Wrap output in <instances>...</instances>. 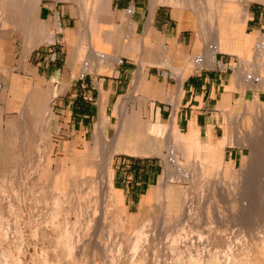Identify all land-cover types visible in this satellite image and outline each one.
I'll return each mask as SVG.
<instances>
[{"label": "rangeland", "instance_id": "374dc122", "mask_svg": "<svg viewBox=\"0 0 264 264\" xmlns=\"http://www.w3.org/2000/svg\"><path fill=\"white\" fill-rule=\"evenodd\" d=\"M74 1L83 2L79 5L87 11L92 0ZM212 1L211 4L191 5L196 14L202 12L200 6L208 8L201 19L202 33L206 37L203 51L208 43H213L214 37L210 36L214 31L211 30L217 26L215 1ZM233 1H226L224 10L218 11L220 25ZM235 4L233 2V6ZM172 5L179 6L178 3ZM253 5L264 7L259 1L250 4ZM263 37L257 45L264 42ZM252 48L248 59L238 55L233 60L231 67L236 73L242 63L244 65L243 59L249 61L248 74L256 65L264 72V49ZM258 91L242 94V98L234 100L223 111L224 133L228 126L236 136L235 141L242 135L246 136V143L250 144L253 137L255 140L251 142L257 140V145L251 143L255 147L253 156L248 146L233 144L227 148L234 152L233 156L228 154L224 172L217 168L224 158L218 149L209 156L205 150L201 152L195 139H178L175 145L180 144L181 164L188 166L187 160L192 161L187 167L190 176H169L168 166L172 159L178 161V153L171 155L167 147L166 126L164 130L157 127L160 131L150 129L148 133L154 135V141L164 144V156H150L161 163L159 182L152 189V197L143 200L139 215L129 213L122 196L111 183L114 163L130 155L118 152L113 156L111 175L103 168L104 152L114 136L107 138L102 132L101 139L94 136V141H86L81 147H70L69 134L62 132L64 128L60 129L52 105L45 110L42 108L44 101L39 103L38 99L28 97L25 107L6 118V133L0 138V264H129L134 254L131 248L134 231L143 223L148 240L142 243L141 249L147 254L149 264H175L176 256L170 245L179 235L188 242V250L181 246L183 264L188 263L190 255L199 258L201 264H227L231 256L236 259L235 264H264V131L259 129V120L264 117V93L263 106L259 108L254 106ZM137 116L138 123L139 120L142 124L148 122L146 117ZM132 124L130 121L128 127ZM177 146H173L172 151L179 150ZM248 156L252 163L244 161ZM257 157L263 164L258 168L263 172L257 170ZM207 159L213 162L207 164ZM247 166L249 171H246ZM204 170H208L207 176L203 175ZM185 223L187 231L182 229ZM66 227L69 230L63 238ZM69 247L74 249L70 252Z\"/></svg>", "mask_w": 264, "mask_h": 264}, {"label": "crops", "instance_id": "0c3cea01", "mask_svg": "<svg viewBox=\"0 0 264 264\" xmlns=\"http://www.w3.org/2000/svg\"><path fill=\"white\" fill-rule=\"evenodd\" d=\"M208 2L213 1L175 7L161 0H92L86 11L74 0H0V138L6 118L32 96L44 101L45 110L52 105L70 147L94 141L103 124L107 138L117 125L128 130L166 126L174 142L195 139L209 156L218 149L224 165L234 151L227 149L231 145L221 153L223 111L258 91L239 77L243 63L237 73L231 64L238 55L247 58L264 35V7L250 2L242 28H235L228 14L220 25L214 12V40L205 49L216 43L217 57L227 67L196 69L191 58L203 52L201 19L208 8L200 6L196 14L191 5ZM263 93L255 98L261 100ZM137 114L148 122L138 123ZM128 155L114 163L112 183L129 213L139 215L159 182L161 163L152 155Z\"/></svg>", "mask_w": 264, "mask_h": 264}, {"label": "bare ground", "instance_id": "6f19581e", "mask_svg": "<svg viewBox=\"0 0 264 264\" xmlns=\"http://www.w3.org/2000/svg\"><path fill=\"white\" fill-rule=\"evenodd\" d=\"M191 0H168V2L170 3V4H172V3H178V4H180V7H188L189 6V2H190ZM202 1H204V0H202ZM215 1V10H214V12H215V14H216V16L218 17V11L219 10H224V8L226 7V4H227V2L226 1H230V0H214ZM252 1H259V2H263L264 3V0H234L233 2H235L236 4L233 6V2H232V4H231V6H230V8H227V14L229 15V16H231V15H233V17H234V24H233V26L235 27V28H242V22H243V20H244V16H245V14H246V11H247V9H248V6H249V4H250V2H252ZM158 3V2H157ZM226 17H227V15H226ZM233 20V19H232ZM229 22H231V21H229ZM227 23V20H226V18H224L223 19V22H222V24L223 25H225ZM227 26V25H226ZM58 27H59V24H58ZM222 27V26H221ZM235 33V32H234ZM237 33V32H236ZM221 38V37H220ZM229 38V37H228ZM264 38V37H263ZM262 38V39H263ZM262 39H261V41H262ZM232 42V41H231ZM248 42V41H247ZM262 43V42H261ZM231 44V43H230ZM243 46V45H242ZM253 47L254 46H256L257 47V49L259 50V51H261L262 49H264V42L262 43V44H259V45H257V42H254V45H252ZM234 48V47H233ZM244 48V47H243ZM220 49V47L215 43L214 45H212V46H209L207 49H205V51H203L202 52V54L201 55H198V56H196V57H194V58H191V61H193V68L195 67L194 65H197V66H200V60H198V57L200 56V57H202V60H203V62H204V64H206V65H209V66H214L215 65V63H216V53L218 52V50ZM251 49H253L252 47L249 49V51H248V53H249V56H250V52H252V50ZM237 51V50H236ZM259 53H261V52H259ZM256 54V53H255ZM248 59V58H247ZM243 62H244V65H243V68L244 69H242V70H239L238 71V74H239V77L242 79V80H244L245 81V87H247V88H251V89H256V88H264V77H261V76H258L257 74H263L264 75V72L261 70V69H259L260 68V66H258V65H256V66H254L253 68H250V70L252 71V73H250V74H248L247 73V70H246V68L248 69V67L250 66H248V60H246V59H243ZM169 63V62H168ZM252 64H253V62H252ZM251 64V65H252ZM243 82V81H242ZM255 105H257V106H259V108L261 107L262 108V106H263V104H262V102H261V100L260 99H258V98H256V101L254 102V106ZM246 106V105H245ZM233 113V112H232ZM226 116H228V115H226ZM231 116V115H230ZM229 116V117H230ZM228 117V118H229ZM255 117V116H254ZM248 118V117H247ZM241 119V118H240ZM259 119V118H258ZM263 119V121H261ZM261 120H259L260 121V123L261 124H259V123H257V124H259V129L260 130H263L264 131V117L263 118H261ZM235 121V120H234ZM230 122H232V121H230ZM251 124V123H250ZM104 127H105V125L103 124V125H100V126H98V129L96 130V133H95V138H98V139H101L102 138V132L104 131ZM158 127V126H157ZM157 127H155L154 129H156V130H158V131H160ZM148 132H150V129H149V127L148 128H144V129H142V128H136V129H131V130H128L125 126H118V128H117V130H115V133H114V137H113V140H112V142H111V144L109 145L110 147L104 152V166H103V168L105 169V170H107L108 172H109V174L111 175V172H110V164H111V162H112V160H113V156L116 154V153H118V152H124V153H127V154H131V155H139V156H146V155H161V156H164V154H163V148L165 147L164 146V144L162 143V141L160 142H157V141H154V135L153 134H151V133H148ZM162 132H163V130H162ZM262 132V131H261ZM167 134H164V135H166L165 136V138H166V140H167V147H169V149L171 150L170 151V153H171V155H176L177 153H178V156H176L177 158H178V161L177 160H175V159H172L171 160V164L168 166V171H169V176H170V174H181V175H183V176H185V177H189L190 175L188 174V171L190 172V168H187L188 166H191V162L192 161H190V160H187V162H186V164L188 165V166H183L182 164H181V158H180V152H181V148H179L177 145H175L176 143L174 142V135L173 134H171L170 133V131H169V129H167V132H166ZM251 133V132H250ZM251 135H252V133H251ZM250 134H249V137L251 136ZM153 136V137H152ZM254 136V135H253ZM162 137H164V136H162ZM236 137V136H235ZM235 137L232 135V131H230L229 130V128H228V126H226L225 127V135H224V138L222 139V141L220 142L221 144H220V148H221V153H223V150H224V148L225 147H227V146H231V145H233V144H236V145H238V146H241V147H243V146H248V147H250L251 149H252V156L254 155V153H255V147L252 145V144H254L255 142H251V140L252 141H254L255 140V137H253L254 138V140L253 139H250V144L249 143H246L245 142V137L246 136H244V135H242V136H237V140L235 141ZM252 137V136H251ZM250 137V138H251ZM94 138V139H95ZM247 140V139H246ZM252 143V144H251ZM257 143V142H256ZM255 143V145H257ZM173 146H177L178 148H179V150L178 149H174V151H172V147ZM177 147H175V148H177ZM75 149V148H74ZM260 150V149H259ZM167 153V152H166ZM260 153H261V151H260ZM264 154V153H263ZM168 155V154H167ZM257 155V154H256ZM261 155V154H260ZM259 155V156H260ZM258 156V155H257ZM250 156H248V158H245L244 159V161H249V163L251 162L252 163V161H250L249 158ZM259 157H257L256 158V160H255V164H257V163H259V161L261 162V160H262V158H263V156H261V160L260 159H258ZM259 161H258V160ZM170 160V159H169ZM252 160V159H251ZM168 161V160H167ZM212 161V159H208V161H206L207 162V164H208V162L210 163ZM264 161V160H263ZM254 162V161H253ZM257 162V163H256ZM249 163H248V165H249ZM260 164H262V163H259L258 164V166H257V170L258 169H262L261 167L260 168H258L259 166H260ZM252 165V164H251ZM263 165V164H262ZM261 165V166H262ZM255 166V165H254ZM256 166H255V168H256ZM264 166V165H263ZM218 169H219V171H222V172H224L225 171V169H224V165H222V164H219V166L217 167ZM246 168V171H247V169H248V171H249V168H248V166L247 167H245ZM254 168V167H253ZM252 168V169H253ZM260 170H258V171H260ZM208 170H204L203 171V175H206V172H207ZM253 172L254 170H251L250 169V172ZM262 171V170H261ZM264 171V170H263ZM262 171V172H263ZM186 172H187V174H186ZM250 172H248V175L247 176H250ZM255 172V171H254ZM253 172V173H254ZM264 173V172H263ZM245 174H246V172H245ZM202 175V176H203ZM221 175V174H220ZM219 175V177H222V176H220ZM253 175V174H252ZM251 175V176H252ZM263 175V174H262ZM207 176V175H206ZM246 176V175H245ZM111 183H112V179H111ZM222 183V182H221ZM264 189V188H263ZM258 190V189H257ZM249 192H251V190H249ZM258 192H259V190H258ZM152 195H153V193L150 191V193L148 194V196L147 197H145L144 198V200H148V199H150L151 197H152ZM256 195V194H255ZM252 198V197H251ZM249 200H251V199H249ZM57 201L59 202V199H57ZM55 216V215H54ZM53 218H55V217H53ZM55 221V220H54ZM68 223H66V225H67ZM58 225V224H57ZM184 226V228H182V226H180L182 229H185V226L186 225H188V224H183ZM68 226V225H67ZM8 227V226H7ZM57 227V226H56ZM145 227H146V224L145 223H143V224H141L139 227H137L136 229H135V231H134V239H133V241H132V249H133V251H134V254H133V259L129 262V264H149L148 263V261H147V258H146V253L144 252V250H142L141 249V246H142V243L144 242V241H147L148 240V237H147V235H146V229H145ZM178 228V227H177ZM180 228V229H181ZM8 229H9V227H8ZM63 229H65L64 231H63V234H62V237L64 236V235H66L67 233H68V228L66 227V228H63ZM179 229V230H180ZM77 230V229H76ZM186 230V229H185ZM182 231L183 230H180L179 232H181L182 233ZM187 231V230H186ZM9 232V231H8ZM185 232V231H184ZM5 233H7V230L5 231ZM79 233V232H78ZM174 233H176V232H174ZM170 234V233H169ZM172 234H173V232H172ZM177 234V233H176ZM189 234V233H188ZM69 235V234H68ZM171 235V234H170ZM177 235H179V234H177ZM67 236V235H66ZM79 236V235H78ZM77 236V237H78ZM173 236V235H172ZM176 236V235H175ZM174 236V237H175ZM182 236V235H181ZM180 235L178 236V237H175L174 238V240L172 241V243H171V245H170V249L175 253V255L174 256H176L175 257V264H183V249H182V247H184V248H186V250H188V245H187V240L186 239H182V237L184 238V236H182L181 237ZM185 236L186 237H188V235H186V233H185ZM61 237V238H62ZM170 237V236H169ZM64 238V237H63ZM71 238V237H70ZM189 238V237H188ZM242 238V237H241ZM6 239V238H5ZM65 239L67 240L68 238L67 237H65ZM227 239V238H226ZM229 239V238H228ZM70 240V239H69ZM231 240V239H230ZM65 241V240H64ZM229 241V240H228ZM66 242H68V240L66 241ZM183 242V243H182ZM225 242H227V241H225ZM65 243V242H64ZM170 243V242H169ZM227 243H229V242H227ZM231 243V242H230ZM233 243V242H232ZM182 244V245H181ZM225 244V243H224ZM64 245V244H63ZM66 245V244H65ZM193 245V244H192ZM230 245V244H229ZM234 245V244H233ZM182 246V247H181ZM227 246V245H226ZM169 247V246H168ZM232 248L234 247V246H231ZM73 247H69V250H70V252H71V250H73L72 249ZM119 248H121V247H119ZM192 248V247H191ZM227 248V247H226ZM66 249V248H65ZM122 249V248H121ZM223 249V248H222ZM223 251V250H222ZM230 251V250H229ZM231 251H232V249H231ZM225 253V252H224ZM230 253V252H229ZM232 253V252H231ZM119 254V253H118ZM172 255V256H173ZM227 257H228V255H227ZM225 258V257H224ZM5 259V258H4ZM112 259H113V257H112ZM114 259H115V257H114ZM114 259H113V261H114ZM189 259V258H188ZM235 262H236V259L234 258V257H228L227 258V264H235ZM116 262H113V264H115ZM118 263V262H117ZM119 264V263H118ZM185 264H201V260L199 259V258H195L194 256H192V255H190V259L188 260V263H186L185 262Z\"/></svg>", "mask_w": 264, "mask_h": 264}, {"label": "built area", "instance_id": "2783aa9c", "mask_svg": "<svg viewBox=\"0 0 264 264\" xmlns=\"http://www.w3.org/2000/svg\"><path fill=\"white\" fill-rule=\"evenodd\" d=\"M53 2H60V0H51ZM133 8L130 9V12H133ZM217 54L216 53V63L214 66H211L212 68H215V69H221V68H226L227 65L225 63H223L222 61H220L217 57ZM57 59V55H56V52H53V54L51 55V60L52 61H55ZM198 60H200L199 62L201 63L200 66H197V65H194L196 69H200L201 67H204L206 64H204L203 60H202V57H198Z\"/></svg>", "mask_w": 264, "mask_h": 264}]
</instances>
